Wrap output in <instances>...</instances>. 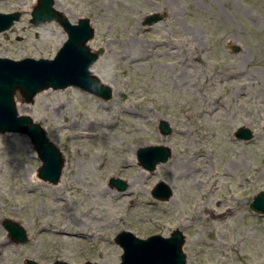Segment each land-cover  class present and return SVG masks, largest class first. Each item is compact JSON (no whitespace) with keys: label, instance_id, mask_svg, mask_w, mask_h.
Segmentation results:
<instances>
[{"label":"rangeland","instance_id":"1","mask_svg":"<svg viewBox=\"0 0 264 264\" xmlns=\"http://www.w3.org/2000/svg\"><path fill=\"white\" fill-rule=\"evenodd\" d=\"M37 0H0L22 18L0 33V56L54 59L67 39L56 23L35 26ZM73 23L90 18L92 67L113 88L102 100L77 88L48 90L19 105L63 151L61 182L38 178L30 139L0 135V264H119L117 234L146 239L179 229L188 264H264V216L250 205L264 192V0H56ZM163 19L143 23L152 14ZM233 46L241 50L233 51ZM172 132L163 135L161 121ZM254 133L235 138L237 129ZM165 145L154 172L137 152ZM112 178L128 183L120 192ZM169 201L151 192L161 182ZM231 211L230 214L227 212ZM10 220L27 233L15 242ZM43 230V232H42ZM1 231L14 245L1 250Z\"/></svg>","mask_w":264,"mask_h":264},{"label":"water","instance_id":"2","mask_svg":"<svg viewBox=\"0 0 264 264\" xmlns=\"http://www.w3.org/2000/svg\"><path fill=\"white\" fill-rule=\"evenodd\" d=\"M55 6L56 0H37L30 20L35 26L56 22L66 33L67 39L54 59L14 60L0 56V135L12 133L26 135L42 163L38 170V178L58 185L64 173L65 155L48 137L41 124L30 116L19 114L18 94L23 102L33 104L39 94L48 90L59 91L73 87L105 101L113 98L114 91L92 70L105 50L103 48L93 50L90 46L96 34L91 19L84 17L73 23ZM21 18L20 11L0 12V33L11 29ZM162 19L161 14L155 13L148 16L143 25L151 26ZM240 50L239 46H233L235 53ZM159 128L165 136L172 132L170 124L165 120L161 121ZM234 136L238 140L250 141L254 133L247 127H241L236 130ZM171 156L172 150L165 145L147 146L137 152L139 165L149 172H154L159 164L167 163ZM110 185L120 192L128 189V183L120 178H112ZM151 194L159 201H169L173 198V189L161 181ZM250 208L264 216V192L255 196ZM4 228L15 242L27 243V233L19 224L6 220ZM115 242L123 250L119 264H188L187 255L183 250L186 236L179 229L174 230L169 237L153 235L146 239L137 237L131 231H122L117 234ZM27 264L39 263L27 260ZM53 264L69 263L56 261Z\"/></svg>","mask_w":264,"mask_h":264},{"label":"bare ground","instance_id":"3","mask_svg":"<svg viewBox=\"0 0 264 264\" xmlns=\"http://www.w3.org/2000/svg\"><path fill=\"white\" fill-rule=\"evenodd\" d=\"M18 110H19V114H20V115H26V116H30V117H32V115H30V114H28V113H24V108L21 107L20 105H19ZM32 118H33L34 121H36L34 117H32ZM58 186H59V185H58ZM230 212H231V211L228 210L227 214H230ZM42 232H43V230H42ZM3 235H4V233L1 231V250L6 249V248H9V247H11L12 245H14V243H13V241H12L11 239H9V238H4Z\"/></svg>","mask_w":264,"mask_h":264}]
</instances>
